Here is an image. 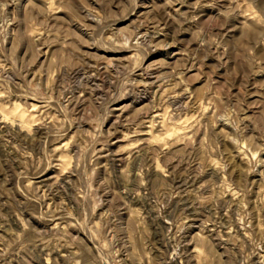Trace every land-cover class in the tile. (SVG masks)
Segmentation results:
<instances>
[{
    "label": "rangeland",
    "instance_id": "obj_1",
    "mask_svg": "<svg viewBox=\"0 0 264 264\" xmlns=\"http://www.w3.org/2000/svg\"><path fill=\"white\" fill-rule=\"evenodd\" d=\"M0 264H264V0H0Z\"/></svg>",
    "mask_w": 264,
    "mask_h": 264
}]
</instances>
